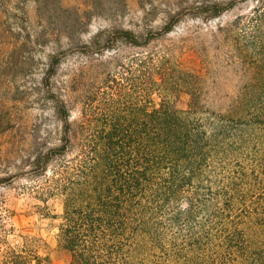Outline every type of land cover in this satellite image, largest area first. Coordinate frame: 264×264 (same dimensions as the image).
I'll use <instances>...</instances> for the list:
<instances>
[{
    "label": "trees",
    "instance_id": "obj_1",
    "mask_svg": "<svg viewBox=\"0 0 264 264\" xmlns=\"http://www.w3.org/2000/svg\"><path fill=\"white\" fill-rule=\"evenodd\" d=\"M9 1L0 0V25ZM249 1L250 12L232 25L246 18L264 33V0ZM232 3H214L209 18ZM52 4L73 32L80 13L69 18L58 0ZM172 26L96 31L83 46L99 57L91 72L81 69L92 89L78 100L68 80L51 91L58 141L31 162L46 175L43 192L61 197L57 240L69 264H264V69L258 83L216 103L202 69L184 67L171 44L125 57L115 48L145 47ZM179 90L188 94L184 109L170 100ZM0 264H40V257L28 239L0 250Z\"/></svg>",
    "mask_w": 264,
    "mask_h": 264
},
{
    "label": "rangeland",
    "instance_id": "obj_2",
    "mask_svg": "<svg viewBox=\"0 0 264 264\" xmlns=\"http://www.w3.org/2000/svg\"><path fill=\"white\" fill-rule=\"evenodd\" d=\"M231 1L233 7L209 18L214 3ZM9 2L11 12L0 25V250L31 239L40 264H69L71 254L57 240L61 197L43 192L46 175L41 176L31 160L58 141L61 121L51 91L61 92L65 80L74 100L92 89V76L84 81L81 69L91 72L92 58L99 56L84 43L101 29L160 30L172 22L165 39L145 47L117 43L119 56L156 52L171 44L184 67L202 69L208 100L225 104L239 88L258 83V69H264V33L246 18L232 25L236 15L250 12L249 0H58L69 18L75 10L82 16L73 32L67 31L63 14L53 6L57 0L45 5L36 0ZM101 52L105 59L108 51ZM152 97L159 101L156 94ZM170 100L184 109L188 94L179 90ZM77 115L74 105L71 119ZM155 262L146 264H172Z\"/></svg>",
    "mask_w": 264,
    "mask_h": 264
}]
</instances>
